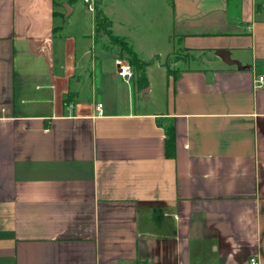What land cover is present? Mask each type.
Here are the masks:
<instances>
[{
  "label": "crops",
  "instance_id": "1",
  "mask_svg": "<svg viewBox=\"0 0 264 264\" xmlns=\"http://www.w3.org/2000/svg\"><path fill=\"white\" fill-rule=\"evenodd\" d=\"M53 1L0 0V264H264V0H101L140 90ZM157 39L200 60L154 85Z\"/></svg>",
  "mask_w": 264,
  "mask_h": 264
},
{
  "label": "trees",
  "instance_id": "2",
  "mask_svg": "<svg viewBox=\"0 0 264 264\" xmlns=\"http://www.w3.org/2000/svg\"><path fill=\"white\" fill-rule=\"evenodd\" d=\"M71 1V0H69ZM53 5L56 6L55 0ZM101 0H94V11H93V21H94V37H107L111 44L119 48V56L125 59L129 66L133 69V76L135 81L136 90H140L147 86V79L145 76V67L149 64L146 61L139 59L130 45L125 39L114 36L111 31L112 22L103 13L101 7ZM56 15V12H53ZM166 76H172L176 79L179 76V70H171L166 66ZM74 101L71 94L64 97L65 104ZM158 126L162 127L164 130V148L165 154L168 157H172L174 154V127L171 122L164 123L163 120L157 119Z\"/></svg>",
  "mask_w": 264,
  "mask_h": 264
},
{
  "label": "rangeland",
  "instance_id": "3",
  "mask_svg": "<svg viewBox=\"0 0 264 264\" xmlns=\"http://www.w3.org/2000/svg\"><path fill=\"white\" fill-rule=\"evenodd\" d=\"M149 41H139L143 44V47H139V50L140 55L144 58H148L147 61L151 62L150 65L152 66V72L150 74L152 76L153 83H155L154 85H156V83H158L160 80H165V67L161 66L160 63H163L168 68L177 67L178 69L179 67L177 65H194L200 60V54L184 51L182 49H174V51L165 56V54L171 49L170 46L163 44L159 39L152 41V46H150L148 45L151 43ZM108 42L110 43V41ZM153 51L160 54L165 52L164 55H161L160 61H155L149 56V54ZM121 60L122 63H127L125 59Z\"/></svg>",
  "mask_w": 264,
  "mask_h": 264
},
{
  "label": "built area",
  "instance_id": "4",
  "mask_svg": "<svg viewBox=\"0 0 264 264\" xmlns=\"http://www.w3.org/2000/svg\"><path fill=\"white\" fill-rule=\"evenodd\" d=\"M83 2L86 5V9L93 13V11H94V0H83ZM118 75H120L121 77H124V78H128V77L130 78L132 76V70H131V67L129 66V64H127V63L119 64ZM254 82H255L256 87H264V73L258 75ZM95 110L97 112V115H101L102 114V104L97 103L95 105ZM248 264H259V261L256 257H250L248 259Z\"/></svg>",
  "mask_w": 264,
  "mask_h": 264
},
{
  "label": "water",
  "instance_id": "5",
  "mask_svg": "<svg viewBox=\"0 0 264 264\" xmlns=\"http://www.w3.org/2000/svg\"><path fill=\"white\" fill-rule=\"evenodd\" d=\"M218 55H219L221 58H223V59L225 58V54L222 53V52H219Z\"/></svg>",
  "mask_w": 264,
  "mask_h": 264
}]
</instances>
